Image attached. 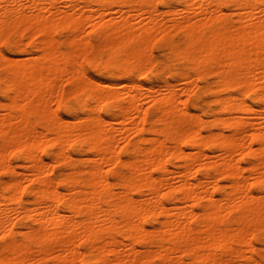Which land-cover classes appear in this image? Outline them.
<instances>
[{
    "label": "bare ground",
    "instance_id": "1",
    "mask_svg": "<svg viewBox=\"0 0 264 264\" xmlns=\"http://www.w3.org/2000/svg\"><path fill=\"white\" fill-rule=\"evenodd\" d=\"M0 264H264V0H0Z\"/></svg>",
    "mask_w": 264,
    "mask_h": 264
},
{
    "label": "rangeland",
    "instance_id": "2",
    "mask_svg": "<svg viewBox=\"0 0 264 264\" xmlns=\"http://www.w3.org/2000/svg\"><path fill=\"white\" fill-rule=\"evenodd\" d=\"M170 16H168V17H165V19L163 20V22L165 23V24H168V18H169ZM154 54L157 56V57H161V54H160V52L159 51H155L154 52ZM16 58H20L18 55H16Z\"/></svg>",
    "mask_w": 264,
    "mask_h": 264
}]
</instances>
